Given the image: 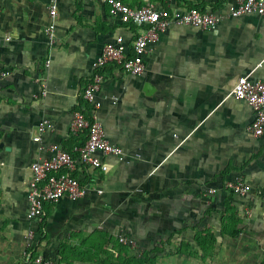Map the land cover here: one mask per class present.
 <instances>
[{
	"label": "crops",
	"instance_id": "obj_1",
	"mask_svg": "<svg viewBox=\"0 0 264 264\" xmlns=\"http://www.w3.org/2000/svg\"><path fill=\"white\" fill-rule=\"evenodd\" d=\"M158 1L173 12L188 6L216 10L231 0ZM50 2L0 0V71L9 72L0 79V186H5V215L11 217L0 224V264H35L24 261L26 251L41 258L40 264H107L105 259L93 263L88 249L103 238L105 225H112L108 213L132 197L170 200L185 188L197 198V184L207 180L209 150L218 148L223 134L248 151L257 141L264 144V135L245 134L252 114L229 96L240 76L264 80V15L224 18L207 31L171 24L150 46L140 76L104 67L95 116L123 158H106V172L90 171L86 179L95 190L81 199L45 205L39 226L24 218L37 123L48 120L53 126L42 141L70 151L77 143L67 128L71 113L85 109L80 94L92 74L91 62L114 36L127 37L97 0H56L55 47L47 55L42 30ZM39 74L45 80L43 97L34 82ZM203 187L198 191L205 197L215 194ZM28 231L34 233L30 242Z\"/></svg>",
	"mask_w": 264,
	"mask_h": 264
},
{
	"label": "built area",
	"instance_id": "obj_2",
	"mask_svg": "<svg viewBox=\"0 0 264 264\" xmlns=\"http://www.w3.org/2000/svg\"><path fill=\"white\" fill-rule=\"evenodd\" d=\"M97 1L106 7L110 16L116 18L127 37L114 36L102 45L99 54L91 62L92 74L87 78L80 94L85 109L71 113L67 128V134L77 143L70 151L58 144L42 141L41 135L53 132V126L48 120L37 123V133L31 137L36 149L29 164L30 180L25 195L24 218L27 222L39 226L43 222L45 205H54L62 198L70 201L81 199L88 190H95L94 183L86 179L90 171L106 172V158L118 160L123 158L122 149L106 140L103 125L95 116V110L100 106L97 96L103 80L101 71L104 67L112 65L128 76H140L145 70L144 59L150 46L158 41L159 36L171 24L207 31L224 18L264 15V0H231L230 3L223 4L216 10L191 7L180 8L173 12L163 7L158 0ZM47 16L48 20L43 27L42 35L48 55L55 47L56 0H51ZM47 62L48 59L45 58L43 69L47 67ZM8 75V71H0V79ZM34 82L39 87V96L43 97L46 92L43 76L39 74ZM229 96L233 100L243 102L252 114L246 126V133L255 139L262 137L264 80L251 79L248 74L240 76L230 89ZM221 184L225 191L239 197L245 196L249 191V185L241 180H224ZM215 191L214 187L206 188L209 194ZM33 236L34 233L28 231L26 240L30 242ZM115 243L131 248L134 246L133 241L123 237H117L109 244ZM29 246L26 245L27 248ZM23 259L26 262L33 261L35 264L42 262L39 257L32 258L30 251L23 253Z\"/></svg>",
	"mask_w": 264,
	"mask_h": 264
},
{
	"label": "rangeland",
	"instance_id": "obj_3",
	"mask_svg": "<svg viewBox=\"0 0 264 264\" xmlns=\"http://www.w3.org/2000/svg\"><path fill=\"white\" fill-rule=\"evenodd\" d=\"M244 132L247 134L246 127ZM223 136L217 140L218 148L209 150L208 176L204 183L197 184V198L185 188L170 200L156 196L128 199L121 210L105 217L112 225L108 222L100 242L97 239L94 247L89 246L88 251L94 255L92 262L264 264V144L257 141L258 147L248 151L235 147L234 139L224 140ZM220 179L244 181L249 191L239 197L225 191L221 183L214 187ZM203 185L214 187L215 194L205 197L198 191ZM4 191L5 186H0V224L11 220L5 215ZM117 237L133 241V248L110 245ZM102 253L111 257H102Z\"/></svg>",
	"mask_w": 264,
	"mask_h": 264
},
{
	"label": "trees",
	"instance_id": "obj_4",
	"mask_svg": "<svg viewBox=\"0 0 264 264\" xmlns=\"http://www.w3.org/2000/svg\"><path fill=\"white\" fill-rule=\"evenodd\" d=\"M191 7H195V6H188L187 9H188V8H191ZM230 193H231V192H230Z\"/></svg>",
	"mask_w": 264,
	"mask_h": 264
}]
</instances>
